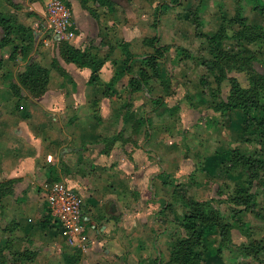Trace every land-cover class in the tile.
<instances>
[{
  "label": "crops",
  "instance_id": "obj_1",
  "mask_svg": "<svg viewBox=\"0 0 264 264\" xmlns=\"http://www.w3.org/2000/svg\"><path fill=\"white\" fill-rule=\"evenodd\" d=\"M67 1L71 5L75 32L69 43L91 55L92 62L99 63L97 60L101 59L94 82H90L94 63L78 67L65 62L58 47L53 49L55 39L51 36L46 12L48 0H0V15L12 27V42L0 49V182L14 181L11 193L0 201V241L5 242L3 259L5 264H152L158 258L165 262L178 236L171 233V226L175 225L172 217L181 219L182 212L177 213L173 208V213H160L173 197L172 187L164 185L160 175L164 172L168 180L173 178L184 185L194 177L195 183L185 187L195 197H201L197 190H208L214 183V204L222 212H233L237 207L227 198L233 185L240 183V175L226 173L221 167H216L212 174L197 171L194 153L186 155L184 147L187 143L198 148L201 157L209 159L216 151L237 144L246 153L247 144L234 143L237 138L231 137L230 129L189 128V121L193 115L199 116L200 109L202 116L206 111V114L219 115V111L205 105L194 109L187 103L185 85L188 75L192 76L193 64L190 60L182 59L175 65L180 69L176 80L163 69L162 75L170 78L169 86L179 93L173 97L165 95L163 90L152 94L164 97V108L160 111L151 109L153 104L146 92H127L130 78L127 74L121 75L108 91L109 95L104 96V86L122 69L124 54L120 43H128L133 53L135 37L141 36L140 42H143L144 37L155 35L154 30L150 32L151 27L143 19L137 27H130V6H125L123 13L116 0H111L109 10L92 0ZM179 2L180 8L187 4L190 8L199 5L196 0ZM212 5L214 0H207V6L205 3L203 23L207 18V22L214 24L216 13ZM155 30L159 33V24ZM2 34L0 27V37ZM189 44L183 47L196 48ZM15 46H24L25 53L11 58ZM30 60L50 69L49 82L46 91L36 98L22 89L25 98L17 103L10 85L17 82V74ZM54 60L56 67L52 68ZM155 85L161 87L159 80ZM152 86L150 83L149 87ZM198 91L194 95L205 98L201 96L202 89ZM130 98L136 99L126 111L122 104ZM174 103L178 105L176 111L169 109ZM142 107L147 110L143 111ZM137 118H144L146 124L134 128L132 122ZM208 129L214 132V142L206 145L203 136ZM235 129L239 138L240 128ZM44 180L64 181L80 196L88 227L86 252L66 244L55 228L41 188ZM250 192L255 191L250 189ZM259 193L261 198L257 200L264 204V188ZM252 218L246 211L238 214L231 230L233 244L247 243L252 237L264 245V217ZM214 238L218 240L216 234ZM24 251L22 257L14 256ZM243 260L264 264V253L260 254V262L250 257Z\"/></svg>",
  "mask_w": 264,
  "mask_h": 264
},
{
  "label": "trees",
  "instance_id": "obj_2",
  "mask_svg": "<svg viewBox=\"0 0 264 264\" xmlns=\"http://www.w3.org/2000/svg\"><path fill=\"white\" fill-rule=\"evenodd\" d=\"M92 1L107 10L110 9L113 3L111 0ZM235 1L239 2L240 0ZM179 4V0L159 2L154 12L153 25L155 28H157L159 24L161 14L166 13L170 7ZM253 9L258 10L260 13H264V7L261 5L254 4ZM201 10L199 4L196 7L188 8L184 14L185 18L187 20L189 19V24L194 27L193 36L201 39V45L198 51L203 50L207 52L206 56L199 55L197 57L191 50L177 45L174 46V61L191 59L205 66L206 74L203 76L204 78H201L200 83L202 85L207 83L208 85L209 78L212 77L215 82V88H211L212 97L217 96L219 86L226 78L228 71L236 69L238 71L244 70L249 72V83L247 88L242 87L235 77L228 78L230 83L229 93L226 99L216 102L213 109L222 114L230 111H237L240 119V127H238L240 128L239 138L245 140V143L251 139L250 142L255 141L264 147V72L260 73L250 65L253 56L251 53L247 52V48L243 47V44H252L261 40L264 37V32H261L260 27L256 26V24H249L247 18L241 14L240 8H237L234 16L229 19V22L238 25L237 31L231 36H228L225 27L223 24H220V27L215 32L213 31L208 34L202 29ZM221 21L224 22L223 17ZM0 27L3 30V34L0 37L1 49L12 42L11 24L8 19L3 18L1 15ZM228 37L234 38L236 42L231 50H227L222 46L223 42L228 39ZM143 43L150 46L152 52L136 55L129 50L128 43H120V48L124 54L122 69L120 72L115 73L114 78L104 86L103 95L108 96V88L112 89L115 81L118 80L121 75L127 74L130 75L127 92L129 94L138 91L146 92L149 95L150 102L154 105L153 110H156L163 106L164 97L163 95L154 97L149 84L152 79H158L160 86H164V89L168 90L169 81L165 84V78L162 75L161 69L162 63L167 59L169 50L172 46L161 44L157 33L150 38H144ZM18 53H25V47L15 46L10 57L14 58ZM59 53L65 62L74 63L78 67H86L88 64L94 63L87 53L74 47L65 40L59 41ZM55 64V60L52 61L51 67H56ZM262 64L264 67V59ZM100 67L101 62L94 63L90 82L97 80V73ZM133 68H136V70L132 71ZM49 73V68L42 66L35 60H30L26 64L24 70L17 74V82H12L10 85V89L17 98L16 102L19 103L25 98V95L22 94V89L26 90L33 98L42 95L46 91L49 82ZM127 102L128 101L122 104V109L126 111H128L131 106V104L129 105ZM125 115L127 118L128 113ZM125 115L123 117L124 121ZM145 124L146 121L144 118H137L134 123H132L134 128L141 127ZM216 167L234 171L242 178L240 181L243 184L236 183V185H233L231 194L227 198L229 202L237 207L233 212H222L219 207L214 204L216 203L215 200L213 203L212 198L206 200H196L192 198L188 195L186 190L180 189L183 184L177 182L171 185L170 180H168L169 176L166 173L163 172L160 175L164 185L173 187V196H176L181 207L184 209L181 219L177 220L175 216L172 217V221L178 224L184 233L178 235L174 239L169 249L168 260L163 262L158 258L155 259L152 264H201L206 252L204 239L214 234L218 236L216 248L218 254H220L223 249L231 253L235 252L245 258L250 257L260 262V254L264 253V245L261 244L259 240L252 237L249 238L247 243L235 245L231 240V230L234 228V223L237 222V216L240 212L247 211L249 213H255L260 217L261 211H264V205L262 206L256 200L257 193L250 192L253 182L258 178L259 171H264V159L259 158L254 153H242L237 147H232L223 152L216 151L212 158L205 159L204 162L198 163L196 170L200 172H214L213 170ZM243 174L246 176L245 178L242 177ZM13 182V180L0 182V201L11 193ZM47 212H50L49 209H47ZM162 212L173 213L172 202L165 204L160 213ZM48 217H50V215ZM230 218H232V222L228 220ZM4 247L5 242L0 241V264H5L2 256ZM25 253V251L21 253L16 252L14 256L22 257Z\"/></svg>",
  "mask_w": 264,
  "mask_h": 264
},
{
  "label": "rangeland",
  "instance_id": "obj_3",
  "mask_svg": "<svg viewBox=\"0 0 264 264\" xmlns=\"http://www.w3.org/2000/svg\"><path fill=\"white\" fill-rule=\"evenodd\" d=\"M61 1L71 11L70 3L67 0H61ZM130 1L131 0H116L117 5L120 6L123 13L125 12V6L126 7L130 6V9L128 8L130 10L129 11L130 12L129 17L132 18V20H131L132 22H128L130 24L129 26L132 28H134V26L137 27V24H140L142 19H143V20H146L149 27H151L150 32L153 33L152 30H154L153 34H155V32L158 33V31L155 30V26L153 25L154 16H155L154 12H155V7L157 6V4L163 0H132L133 1L132 3ZM196 1H198V3L200 4V8L202 10L204 8L205 3L207 6V0H196ZM254 4L261 5L264 7V0H240L239 2H236L235 0H214V5L211 6L212 8H214V13H216L215 18H214V24L213 25L210 24V22H207V18L203 17V18H205V21H204V23L202 21V24H203L202 29L209 31V32H213V31L215 32L220 27V24H223V26L225 27L226 33L228 34V36H231L235 31L238 30V25L233 23V22H229V19L234 16L236 9L240 8L241 14L247 18L248 23L254 24V25L256 24V26L260 27L261 32L262 31L264 32V13H260L258 10H254L253 9ZM131 6H132V9H131ZM176 6H174L172 9L167 10L166 13L161 14L160 20H159V33H158L159 35L157 34L158 37L160 38L161 44H167L169 46H172L171 49L169 50V54L167 56V59L162 63V69L161 70L163 71V69H164V71L167 72V76H170V78H175V80L180 77V73H179L180 69L178 68V66H175V65H177L178 61L177 62L174 61V54H175L174 53V48H175L174 46H177V45L183 46V45L189 44L191 41H194L196 44L195 43H191V44L194 45V47H196V48L192 49V50L190 49L191 52L196 54L197 57L199 55L200 56H202V55L206 56V54H207V52H205L203 50L198 51V48H200V45H201V42L199 43V41H201V39L195 38L193 36L194 35V27L189 24V22H188L189 19L187 20L185 18L184 12H186L188 10V8H190L189 4H187L185 8H180V6L179 7L178 6L176 7ZM206 6H205V9H206ZM202 13H200V14L202 15ZM222 17L224 18V22L221 21ZM164 29H165V31H164ZM152 33H151V35H152ZM197 39H198V42H197ZM72 40H65V41L71 42ZM135 40H136V44L133 43L134 45H133V49H132L134 54L141 55L143 53H146L147 51L151 52L152 49L150 46L144 44L143 42H140L141 36L135 37ZM59 41H57V40L52 41L53 49L58 47V51H59ZM235 43L236 42H235L234 38L228 37V39H226L223 42L222 46L227 50H231L234 47ZM191 44H189V45H191ZM243 47L247 48V52L251 53L253 56V59L251 60L250 65L256 71L263 73L264 67H263L262 63H263V59H264V37L261 40H258L256 43L254 42L252 44H243ZM112 53L114 54L113 56H115V53L114 52H112ZM171 55H173V57H171ZM246 55H248V54H246ZM122 56L124 57V55H122ZM89 58L92 59L91 55H89ZM99 60H101V59H98L97 62H101ZM186 60L192 61L193 64H192V76L188 75L189 77L187 80L185 79V77L182 78V79L186 80V85H185L186 88L184 87L186 89L185 98L188 101L187 103H189V105L193 106L194 109H197L200 105H205L206 108H212L213 109V106L216 102H218L219 100L226 99V97L229 93V89H230V83L228 80V78H230V77H235L242 87H245V88L248 87L249 72L244 71V70L238 71L236 69H233V70H230L227 72L226 78L221 82L217 96L212 97L211 96V88H213V87L215 88V82L213 81L212 77L209 78V84L208 85H207V83L205 85H202L200 83L201 78H204L203 76H205V74H206L205 66H203V65L199 64L197 61H193L191 59H186ZM187 68L190 69V66ZM167 76L164 77L165 78V84L170 79V78L168 79ZM157 81L158 80H151L150 81L151 86L155 85V83ZM172 87H173L172 85L169 86L170 89L168 88V90H167V89H164L165 88L164 86L157 87L155 85V86L150 87V89H151L152 94H154V95L157 94L158 92H160L161 90H163L164 94H169V95H171V97H173L175 95H178L179 92H178V90L177 91L175 90L176 88L174 89ZM200 89L203 90L202 91L203 95H201V96H205V98L204 97L200 98V95H198V97L196 95H194V92L197 90L200 91ZM110 90H112V89L108 88V91H110ZM135 99L130 98V100L127 102V104H129V105L131 104V106H132V104H133L132 101H134ZM126 101L127 100H125L123 103H125ZM153 107H154V105H152L151 109H153ZM163 108L164 107L161 106L159 108V110H157V109L156 110L160 111ZM169 109L170 110L175 109V111H176V109H178V105H176L174 103V105H172V107ZM142 110L143 111L147 110V108L142 107ZM199 111H200L199 116L193 115L192 116L193 119H191V121H189V123H191L190 124L191 126L189 128H195L197 130L203 129V128H210V129L211 128H226V130L230 129V133L232 135L231 137L234 138V140L237 138L234 143L240 142V144H242V145L247 144V146H246L247 154L254 153L259 158L264 159V155H263L264 154V147L262 145L256 143L255 141L250 142L251 139H250V141L245 143L246 142L245 140H242V139L236 137V135L238 133H236V129L233 130V128L240 127L239 113L237 111H233L232 113L230 112L231 115L229 114V116H228V112H226L225 114H220V112H219V115H214L213 113L206 114L207 111H206L205 115L202 116V114H203L202 109H200ZM132 123H134V121ZM210 129H208L206 135L203 136V138L205 139L204 142L206 145L208 144V142H214V132H211ZM208 131H209V133H208ZM187 134L192 136L191 132H188ZM188 137L189 136L185 135V138H188ZM200 144H202V142ZM186 145L187 146L184 147V149L186 150V155L190 154L191 152L194 153V156L196 157L195 160H196L197 164L205 161V159L201 157L200 152L197 150L198 148H193L190 145H188L187 143H186ZM234 146H232V147H234ZM237 146L242 148V146L239 144H237L235 147H237ZM232 147L226 146L219 151L223 152V151L230 149ZM200 157H201V160H200ZM225 171H226V173L230 172L228 170H225ZM232 172H233V174L235 173L234 171H232ZM205 173L212 174L214 172H212V173L211 172H205ZM242 177L245 178L246 176L243 174ZM195 180L196 179H194V177H192V178L190 177L189 182L190 181L191 182L186 183L185 185L183 184V186L180 189H183L184 191L186 190V192L190 193V196L196 200H198V199L199 200L211 199V196H213L212 199H213V203H214V194L216 193V192H214V183L209 186L208 190L205 188L197 190V193H199V195H201V197H199V196L195 197L192 194V190H187V188L185 187L187 185H188V187H191V185H192L191 183H195ZM176 183L177 182L175 179H173V178L170 179L171 185H174ZM240 183H242V182L240 181ZM262 188H264V171L260 170L259 174H258V178L255 179V182H253V185L250 188V189H253L257 193L258 196L256 197V200H257V198H258V200L261 198L260 197L261 193H259V191ZM172 190H173V187H172ZM219 200H221V199H219ZM171 201L173 204V208H175L176 212L177 213L182 212V213H180V216H179V217H182L184 211H182L183 209L179 206V203L176 204V202H179L177 200L176 196H173L171 198ZM260 204L262 206L264 205L262 203H260ZM220 206L222 207L223 210L225 209V206L223 204H221ZM249 214L253 216L252 220H254V219L259 220L258 216L255 213L250 212ZM260 214H261L260 217H262V216L264 217V211L263 212L261 211ZM52 219H53V217H52ZM176 219L178 220L179 218L176 217ZM228 220L231 222L233 221L232 218H230ZM56 224L57 225H55V228L59 226V222L57 220H56ZM174 226L173 225L171 226L172 231L175 229L173 232L171 231L172 234L182 235L184 233V231L178 226V224L175 223ZM244 228H245V231L247 232L248 228H249L248 223L244 224ZM217 244H218V240L214 238V235L207 236L204 239V245L206 247V252L203 256V260L201 261V264H251V262L249 263V262L243 260V257L236 254L235 252L231 253L230 251H226V250L222 249V252L220 254H218L216 251ZM213 256H215V257H213ZM162 257L165 259L166 254L165 253H164V255L162 254Z\"/></svg>",
  "mask_w": 264,
  "mask_h": 264
},
{
  "label": "built area",
  "instance_id": "obj_4",
  "mask_svg": "<svg viewBox=\"0 0 264 264\" xmlns=\"http://www.w3.org/2000/svg\"><path fill=\"white\" fill-rule=\"evenodd\" d=\"M46 12L53 39L72 40L75 37L72 13L61 0H48ZM41 188L54 223L59 222L57 228L61 238L69 246L86 252L89 248L88 227L78 193L64 181L44 180Z\"/></svg>",
  "mask_w": 264,
  "mask_h": 264
}]
</instances>
